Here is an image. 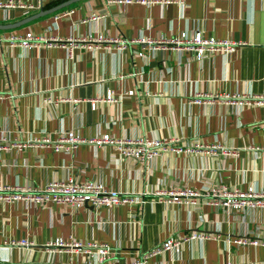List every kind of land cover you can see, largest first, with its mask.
I'll list each match as a JSON object with an SVG mask.
<instances>
[{"label": "crops", "instance_id": "obj_1", "mask_svg": "<svg viewBox=\"0 0 264 264\" xmlns=\"http://www.w3.org/2000/svg\"><path fill=\"white\" fill-rule=\"evenodd\" d=\"M18 1L34 8H0V137L32 144L2 152L0 186L42 189L71 175L133 200L110 207L0 201V264H98L67 245H49L71 238L106 244L112 254L103 264H123L194 230L210 237L153 255L147 264H264V209L225 211L207 204L203 193L196 204L173 202L167 193L264 187V104L240 110L230 104L237 94L264 95V0H78L4 27L68 0ZM197 31L235 49L199 61L183 45L149 50L139 42ZM27 32L39 37L36 46L9 39ZM110 90L118 102L95 101ZM70 130L85 140L106 133L166 140L168 150L142 163L120 156L114 144L80 143L71 153L36 144ZM241 237L260 244L234 242ZM23 239L27 247L18 243Z\"/></svg>", "mask_w": 264, "mask_h": 264}, {"label": "built area", "instance_id": "obj_2", "mask_svg": "<svg viewBox=\"0 0 264 264\" xmlns=\"http://www.w3.org/2000/svg\"><path fill=\"white\" fill-rule=\"evenodd\" d=\"M109 2L118 4H130V3H141L145 5H150L152 3H169V2H179L182 3L183 0H109ZM0 8H19L27 13L30 9L34 8L32 4L23 3L18 0H0ZM93 19L98 18L96 15L92 16ZM9 39L12 43H17L24 48H30L36 46L38 36L34 35L32 32H27L25 35H10ZM139 42L147 45L149 50H155L158 47L166 50L168 45H183L187 51L193 53L196 60H203L204 58L210 56L216 51H223L225 53L232 52L235 49V45L231 44L227 40H218L214 37L204 38L202 33L197 31L190 35L186 32L181 33L177 38H172L168 40H152L141 38ZM164 42V45L157 44ZM124 43V42H122ZM125 46V45H123ZM143 50H139L137 54L139 56H144ZM133 90L127 92L126 95H132ZM239 94L234 95L230 104L235 106L237 110H240L244 105L264 104V95L259 98L254 99H241ZM95 101H105V102H118V97L110 90L106 93L104 98H99ZM95 102L92 103V107H95ZM94 143L97 145L102 144H114L116 150L120 156L133 161L146 162L151 160L156 155L166 152L168 150L166 140L158 139H148V138H133V139H115L110 134L106 133L102 136L92 139L85 140L78 133L73 130L62 133L57 139L52 140L49 137H45L41 142H36V144H42L47 147H51L54 151H63L67 153L73 152L80 143ZM31 142H16L10 143L8 139L4 136L0 137V171L3 167L2 152L9 151L13 148L23 149L29 145ZM196 146H199L196 144ZM176 152L181 149L174 148ZM191 148L186 147V151H190ZM170 196H172L173 202L178 203H189L196 204L197 199L201 193L206 198V203L213 205L218 208H222L225 211L233 210L239 211L243 209H264V187L255 188L254 186H248L247 189L243 190L237 187H228L223 184H218L210 187L204 188L201 192L200 190H193L189 188L184 189H174L169 190ZM18 200H23L27 205L35 206H45L49 203L55 204H70L74 205H91L92 207L100 206H114L129 203L133 198L127 193H123L111 188H107L103 183L95 180L79 181L75 177L68 175L63 180H56L48 182L42 189L33 188L30 185L25 186H0V201L3 202H14ZM210 235L204 232L191 231L187 235L171 236L164 240L160 245L154 247L153 249L140 254L138 257L133 259L131 262L123 264H147L149 257L162 253L167 250L178 251L181 245L186 241L204 239L208 238ZM237 244H251L258 245L260 242L256 239L248 238H237L234 241ZM21 246L27 247L30 242L26 239L20 240L18 242ZM49 245L62 247L64 245L69 246L72 250L80 252L82 255L86 256L88 260H94L98 264H103L110 260L112 254L111 248L106 244H95L87 243L83 245L78 240H73L71 238L70 242L65 243L62 240H54ZM53 253L54 250L49 249ZM51 263L52 259L49 260ZM110 264H119L112 260Z\"/></svg>", "mask_w": 264, "mask_h": 264}, {"label": "water", "instance_id": "obj_3", "mask_svg": "<svg viewBox=\"0 0 264 264\" xmlns=\"http://www.w3.org/2000/svg\"><path fill=\"white\" fill-rule=\"evenodd\" d=\"M75 1H78V0H68V1H66V2H64V3L60 4V5H57V6L53 7V8H51V9H49V10L41 11V12H39L38 14H36L34 16H30V17L22 20L21 22H18L16 24H10V25L4 26V27H14V26H17V25H19L21 23H24V22H27V21L35 18V17L41 16V15H44V14H47V13H50V12H54V11H56V10L64 7L65 5H68V4H70L72 2H75Z\"/></svg>", "mask_w": 264, "mask_h": 264}]
</instances>
